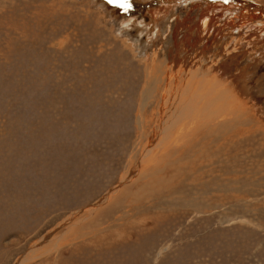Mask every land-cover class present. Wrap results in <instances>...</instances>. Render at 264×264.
Listing matches in <instances>:
<instances>
[{"label":"rangeland","instance_id":"rangeland-1","mask_svg":"<svg viewBox=\"0 0 264 264\" xmlns=\"http://www.w3.org/2000/svg\"><path fill=\"white\" fill-rule=\"evenodd\" d=\"M122 2L0 0V264H264V0ZM178 67L225 96L164 158Z\"/></svg>","mask_w":264,"mask_h":264},{"label":"bare ground","instance_id":"bare-ground-1","mask_svg":"<svg viewBox=\"0 0 264 264\" xmlns=\"http://www.w3.org/2000/svg\"><path fill=\"white\" fill-rule=\"evenodd\" d=\"M168 1V0H167ZM169 1H171V0H169ZM173 3H174V1H173ZM153 16V15H152ZM263 30V29H262ZM234 35V34H233ZM229 43V42H228ZM226 49H227V47H226ZM200 55V54H199ZM181 64V63H180ZM174 66V65H173ZM170 69V68H169ZM186 69V68H185ZM185 69H184V71H182V69H181V67H178V69H176V70H171V71H173V76H172V79H173V81H174V83L175 84H177V80L179 79V77H185V80L183 79V83L181 84V86L180 87H178V90H184V87L187 89L188 88V86L191 84V83H194V84H192L193 86H195V93L193 94V96H192V94H191V96H192V99L191 100H188V98H186L185 97V95H184V92H182V94L180 95V98L182 99L183 97V99H182V101L180 102V98L178 99V101L177 102H179V103H177V104H174L175 102L173 101V95H174V93H175V91H177V88L175 89V90H173L172 88H167V85H170L172 82H170V81H168V82H165L167 85H165V88H167L166 89V101H165V106H166V108L167 107H169L170 105H171V108H169V113L167 114L166 113V115H165V109L164 110H162L161 111V114H160V118L162 119V120H159L158 121V123H157V130H155L156 131V133H155V137H154V142H153V145L154 146H157V147H159V149L161 150V152H163V150H165V148H166V145H165V142H167L169 139H171L172 141V143L171 144H173V146L172 147H174L175 146V148H179V147H177L178 146V143H180V142H182V141H184V139L188 136V135H185V137H181V136H183L184 135V133L182 134L180 131L183 129V127L184 126H186V124L189 122V121H191V120H196V117H195V112H201V104H207V105H210L211 107H213V104H216L217 105V103H216V101L215 100H217V101H219L220 102V98L219 97H222V96H225L224 94L225 93H223L222 94V92L221 93H219V94H222V95H219L218 97L216 96V98H215V96H213V93H212V91L210 90V89H208L209 88V86L208 87H206V85H205V83L203 82V80H194L195 78H194V75H192V73L189 71V73H191V74H189V78H188V74H186L187 72H185ZM198 69V68H197ZM168 71V70H167ZM192 71V70H191ZM160 72V71H159ZM166 74V73H165ZM170 74H172V73H170ZM165 76V75H164ZM200 77V76H199ZM159 79V78H158ZM162 80V79H161ZM165 79L163 78V81H164ZM180 81V80H179ZM208 82V81H207ZM152 83V82H151ZM159 83V82H158ZM157 83V84H158ZM190 83V84H189ZM152 85V84H151ZM185 85H188L187 87L185 86ZM164 88V87H163ZM194 88V87H193ZM162 89V88H161ZM223 89V88H222ZM190 93H191V89H187ZM194 90V89H193ZM218 90H219V88H218ZM218 90H216V91H218ZM225 90V89H224ZM164 91V90H163ZM185 91V90H184ZM224 92H226V91H224ZM147 93V92H146ZM165 93V92H164ZM215 93V92H214ZM149 94V93H148ZM188 95V94H187ZM161 96V95H160ZM168 96V97H167ZM179 97V96H178ZM226 97H228V95L226 96ZM191 98V97H190ZM224 98V97H223ZM164 99V98H163ZM224 99H227V98H224ZM224 99H222V100H224ZM221 103V102H220ZM164 104V103H163ZM163 107V106H162ZM164 108V107H163ZM216 108V107H215ZM215 108H212V110H214L215 111V113H216V115H217V109H215ZM195 111L194 112V116L191 118V119H189V120H186L185 119V117H186V115H189L192 111ZM213 111V112H214ZM168 112V111H167ZM212 112V113H213ZM230 112V111H229ZM171 113L173 114V115H171ZM225 113V112H224ZM162 121V122H161ZM140 123H141V120H140ZM139 123V124H140ZM144 123V122H143ZM142 123V124H143ZM141 125V124H140ZM177 127V128H176ZM155 129V128H154ZM196 133V131L194 132V134ZM193 135V134H192ZM190 136V135H189ZM225 136V135H224ZM204 137V136H203ZM206 137V136H205ZM204 137V138H205ZM223 137V136H222ZM141 138V137H140ZM189 138V137H188ZM218 138V137H217ZM206 139V138H205ZM190 140H192V142H196L197 140L192 136V137H190ZM203 140V139H202ZM201 141V140H200ZM149 143V142H148ZM184 143V142H183ZM211 143V142H210ZM195 144V143H194ZM196 145V144H195ZM194 145V146H195ZM183 146V145H182ZM193 146V147H194ZM152 147V145H150L149 146V148H151ZM196 147H197V145H196ZM153 149V148H152ZM151 149V150H152ZM183 149V148H182ZM150 150V149H149ZM176 150V149H175ZM174 150V151H175ZM178 150V149H177ZM168 151V150H167ZM169 151H170V149H169ZM199 151V150H198ZM160 152V151H159ZM165 152V151H164ZM163 152V155H165V156H163L164 158L167 156L166 155V153H164ZM186 152V151H185ZM184 152V153H185ZM146 153V152H145ZM175 153V152H174ZM176 153H178L177 151H176ZM195 153V152H194ZM196 153L198 154L199 152H197L196 151ZM195 153V154H196ZM168 154V153H167ZM172 154V153H171ZM174 155V154H173ZM185 155V154H184ZM183 155V156H184ZM194 155V154H193ZM171 156V155H170ZM182 156V155H181ZM180 156V157H181ZM183 156H182V158H183ZM179 157V159H181ZM186 158H187V156H185ZM184 157V158H185ZM183 158V159H184ZM185 158V159H186ZM153 159V158H152ZM162 159V161H163V158H161ZM178 159V158H177ZM151 160V159H150ZM165 160V159H164ZM155 161V160H154ZM162 161H161V163H162ZM165 161H167V159L165 160ZM164 161V162H165ZM180 161V160H179ZM198 161V160H197ZM204 161H206V160H204ZM168 162V161H167ZM198 163V162H197ZM183 164V163H182ZM164 165V164H163ZM185 165H186V162H185ZM212 165V164H211ZM167 166V165H166ZM151 167V166H150ZM153 167V166H152ZM181 167V166H180ZM203 168V167H202ZM206 168V167H205ZM139 169V168H138ZM137 169V170H138ZM151 169V168H150ZM149 169V170H150ZM200 169V168H199ZM149 170H148V172H149ZM158 169H153V173H151V174H154V172L156 173V171H157ZM132 171V170H131ZM131 171H129L126 175H125V177H124V179L122 180V182H121V184L122 183H125V181H127V180H129V179H132L133 177H134V172H131ZM147 172V173H148ZM152 172V171H151ZM158 172V171H157ZM205 172V171H204ZM188 173V172H187ZM142 174V173H141ZM189 174V173H188ZM192 175V174H191ZM193 175H194V173H193ZM153 176V175H152ZM139 177H140V175H139ZM182 177V176H181ZM188 177V176H187ZM193 178H195V177H193ZM152 179V178H151ZM181 179V178H180ZM188 179V178H187ZM148 180V179H147ZM182 180V179H181ZM183 180H186V178L185 179H183ZM182 180V181H183ZM153 181V180H152ZM148 182H149V180H148ZM185 182V181H184ZM177 183V182H176ZM137 185V184H136ZM147 185V184H146ZM151 185V184H150ZM179 185V184H178ZM187 186H188V184H186ZM189 185H191V184H189ZM194 185V184H193ZM153 186H155V185H153ZM152 186V187H153ZM192 186V185H191ZM194 186H196V185H194ZM118 188L120 187V186H117ZM141 187V186H140ZM139 187V188H140ZM143 187V186H142ZM148 186H146V188L145 189H150V188H147ZM184 187V186H183ZM189 187V186H188ZM193 187V186H192ZM118 188H116V190H113L112 192H110V193H107V194H105L100 200H99V202H97L96 204H94V205H92V206H90L87 210H86V212H88V213H91V212H93L94 210H95V208L96 207H98L99 205L101 206V204H103L105 201H107L113 194H115L116 193V191L118 190ZM195 188V187H194ZM187 189V188H186ZM190 189V188H189ZM192 189V188H191ZM144 190V189H143ZM165 190V189H164ZM194 190V189H193ZM110 191V190H109ZM144 191H146V190H144ZM190 191V190H189ZM146 192H148V191H146ZM167 193V192H166ZM194 193V192H193ZM133 195V194H132ZM135 197V196H134ZM159 197V196H158ZM123 199H124V196H123ZM150 200V199H149ZM163 201V200H162ZM184 201V200H183ZM190 201V200H189ZM120 201H118V203H119ZM155 202V201H154ZM133 203V202H132ZM151 203V202H150ZM186 204V203H185ZM115 206V205H114ZM189 207V206H188ZM147 208V207H146ZM79 213H74V214H72L71 216H69L66 220H64L63 222H68V221H71L74 217H76V215H78ZM52 238V237H51ZM50 239V237L49 236H47V237H44L42 240H40L36 245H34V247L29 251V253L26 255V256H22L23 258H21L20 260H18L17 261V263L16 264H20V263H24V262H26V261H29L28 259H29V256H31L30 255V253H38V251H40L41 250V252H39L38 254L40 255V254H43V253H45V252H49L50 250H52V249H54L57 245H56V243H54V244H52L51 243V241L49 240ZM58 243V242H57ZM44 245V246H43ZM42 248V249H41Z\"/></svg>","mask_w":264,"mask_h":264},{"label":"snow or ice","instance_id":"snow-or-ice-1","mask_svg":"<svg viewBox=\"0 0 264 264\" xmlns=\"http://www.w3.org/2000/svg\"><path fill=\"white\" fill-rule=\"evenodd\" d=\"M121 7H127L128 4H127V0H123V2L121 3L120 5Z\"/></svg>","mask_w":264,"mask_h":264}]
</instances>
